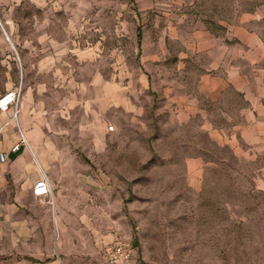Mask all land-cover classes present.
<instances>
[{
	"label": "crops",
	"instance_id": "obj_1",
	"mask_svg": "<svg viewBox=\"0 0 264 264\" xmlns=\"http://www.w3.org/2000/svg\"><path fill=\"white\" fill-rule=\"evenodd\" d=\"M18 87L0 110V264H106L111 230L133 241L125 213L81 228L64 211L80 184L64 156L111 169L110 141L159 115L193 132L188 187L211 165L208 146L264 193V0H0V97ZM43 175L49 208L32 195ZM87 183L110 192L100 174Z\"/></svg>",
	"mask_w": 264,
	"mask_h": 264
},
{
	"label": "rangeland",
	"instance_id": "obj_2",
	"mask_svg": "<svg viewBox=\"0 0 264 264\" xmlns=\"http://www.w3.org/2000/svg\"><path fill=\"white\" fill-rule=\"evenodd\" d=\"M164 117L132 123L113 138L111 169L101 168V155L93 165L79 152L66 154L64 161L78 166L80 184L77 200L62 203L64 211L78 213L81 228L86 218L125 213L137 243L136 264H264V193L251 185L246 164L222 154L220 162L206 146L211 165L199 186L188 187L182 136L193 132ZM199 142L206 143L202 136ZM98 174L110 179V192L101 197L87 183Z\"/></svg>",
	"mask_w": 264,
	"mask_h": 264
},
{
	"label": "built area",
	"instance_id": "obj_3",
	"mask_svg": "<svg viewBox=\"0 0 264 264\" xmlns=\"http://www.w3.org/2000/svg\"><path fill=\"white\" fill-rule=\"evenodd\" d=\"M20 97L19 87L0 97V110L6 111L9 105L16 107ZM17 110H14L12 118L16 120ZM107 131L112 132L113 127L108 126ZM24 143V139H21ZM17 147H14L16 149ZM5 161V155L0 154V164ZM32 195L39 200H49L52 204V192L48 181L43 175L41 179L35 182L32 188ZM109 241L102 242L100 251L106 261V264H131L134 254L132 243L120 235L116 230H111Z\"/></svg>",
	"mask_w": 264,
	"mask_h": 264
},
{
	"label": "trees",
	"instance_id": "obj_4",
	"mask_svg": "<svg viewBox=\"0 0 264 264\" xmlns=\"http://www.w3.org/2000/svg\"><path fill=\"white\" fill-rule=\"evenodd\" d=\"M132 245H133V247L137 248V243L135 242L134 239H133V241H132Z\"/></svg>",
	"mask_w": 264,
	"mask_h": 264
}]
</instances>
